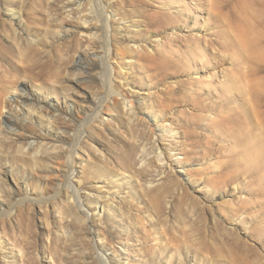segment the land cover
<instances>
[{
	"label": "rangeland",
	"instance_id": "obj_1",
	"mask_svg": "<svg viewBox=\"0 0 264 264\" xmlns=\"http://www.w3.org/2000/svg\"><path fill=\"white\" fill-rule=\"evenodd\" d=\"M4 123L59 155L0 149V264H264V0H0Z\"/></svg>",
	"mask_w": 264,
	"mask_h": 264
},
{
	"label": "bare ground",
	"instance_id": "obj_2",
	"mask_svg": "<svg viewBox=\"0 0 264 264\" xmlns=\"http://www.w3.org/2000/svg\"><path fill=\"white\" fill-rule=\"evenodd\" d=\"M99 4V1L97 2ZM101 6V5H99ZM101 13L100 15L98 14L99 19L102 21L103 23V28L105 29V40L103 42H101L102 47L104 48V52L103 55L101 56L102 59V73L104 75V83H105V87L107 89V93L111 94L113 93L112 91V80H111V74H112V68L108 62V58L110 56V45H109V34H108V19L107 16L104 14V10L100 9ZM67 17H70L71 15L69 13H66ZM85 28L87 29L86 26H84V28H80L79 30L84 31ZM86 53V52H85ZM97 54H94V56H96ZM84 59L81 54H78L77 60L76 62L73 61V63L70 65V67L66 70L67 74L69 77H72V81L75 82V84L81 85L83 83L82 80H84L83 78L80 77L81 73H82V68L78 65V64H82L84 63ZM113 67V66H112ZM101 73V72H100ZM84 85V84H83ZM75 88V87H74ZM13 91H15L14 94V101L19 105V104H23L24 106L31 108L34 111H37L39 113H44V116H46L48 119H51V122H57V121H62L64 119V117L61 116V112H62V105L61 104H55L52 105L51 108H49L50 103L49 100L47 98H38L35 97L31 92L28 91L27 86L24 84H16L13 87ZM77 93H79V89L76 90ZM81 94V93H80ZM121 97V102L120 104H122L124 107H127L126 113L133 115L135 117H137V113L134 109V105L132 100H129L128 98L121 96L119 93L117 94ZM108 98L109 96L107 95V97L105 98V100H103L102 102L98 103L97 108H95L92 112L90 117L88 116V121L87 124L93 123L95 121L96 118L99 117L103 107L108 104ZM77 99V98H76ZM48 105L47 107L49 109L43 110V107ZM90 114V113H89ZM28 117H23L22 119L25 121ZM31 124V123H30ZM84 126V122L82 123V125L80 126V128H83ZM79 130H83L80 129ZM78 130V131H79ZM14 133H17V129L12 128L10 125L4 123V126L1 128L0 127V149L3 148L4 146H8V147H23L26 149V153L30 154V155H36L37 153H43L48 156V157H55L57 155H59V153H54L52 155L48 154V149L49 147H47V143L48 142H30L28 140L27 137L25 136H15ZM75 139L70 147V149L67 151L70 155V159H69V165H70V171L68 172V177L66 179V185H70V179H71V174L73 171V165L75 163V159L76 157H78V153H77V147L79 145V142L81 140V133L75 134ZM52 149H54L52 147ZM154 151L158 157V159L160 161H163V155L162 152L159 150V147L154 144ZM44 198V197H43ZM46 201L41 202V199L39 200V207L43 208L45 206ZM12 209V208H10ZM11 212V210H10ZM7 213V212H6ZM5 213V214H6ZM9 213V211H8ZM11 214V213H10ZM3 215V214H2ZM0 215V217L2 216ZM5 217V216H4Z\"/></svg>",
	"mask_w": 264,
	"mask_h": 264
}]
</instances>
